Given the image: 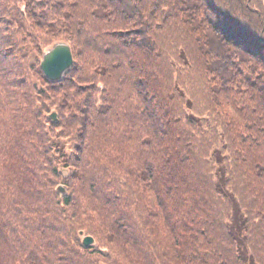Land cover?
<instances>
[{
    "label": "trees",
    "instance_id": "trees-1",
    "mask_svg": "<svg viewBox=\"0 0 264 264\" xmlns=\"http://www.w3.org/2000/svg\"><path fill=\"white\" fill-rule=\"evenodd\" d=\"M99 261L264 264V0H0V264Z\"/></svg>",
    "mask_w": 264,
    "mask_h": 264
},
{
    "label": "water",
    "instance_id": "water-1",
    "mask_svg": "<svg viewBox=\"0 0 264 264\" xmlns=\"http://www.w3.org/2000/svg\"><path fill=\"white\" fill-rule=\"evenodd\" d=\"M74 65V55L72 48L68 43L59 42L52 48L48 49L43 56L41 62V70L44 76L52 83L61 82L66 74L71 70ZM51 118L57 121V114H51ZM59 192H64L63 187L59 188ZM81 235H85L81 232ZM95 240L92 236H85L83 244L86 247L94 245Z\"/></svg>",
    "mask_w": 264,
    "mask_h": 264
},
{
    "label": "rangeland",
    "instance_id": "rangeland-1",
    "mask_svg": "<svg viewBox=\"0 0 264 264\" xmlns=\"http://www.w3.org/2000/svg\"><path fill=\"white\" fill-rule=\"evenodd\" d=\"M53 46H54V45H52V46H50V47H47L46 50H45V52H46L48 49L52 48ZM42 60H43V59H42ZM187 98H190V97H187ZM60 171L62 172V176H63L64 179L67 178V177L69 176V170H68L67 168L60 167ZM61 187H63L64 192H59V193H60L61 195H63V193L66 194V192H67V188L64 186L63 181H61V182H59V183L57 184L56 189L59 191V188H61ZM85 236H87V235H86V234L83 235V236L81 235V240H82V241L84 240V237H85ZM94 245L97 246V243H94ZM98 264H104V262H103V261H99Z\"/></svg>",
    "mask_w": 264,
    "mask_h": 264
}]
</instances>
